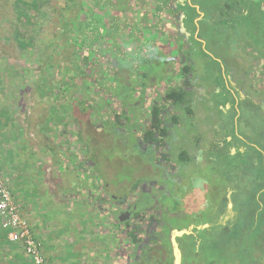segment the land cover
I'll list each match as a JSON object with an SVG mask.
<instances>
[{
    "label": "rangeland",
    "instance_id": "374dc122",
    "mask_svg": "<svg viewBox=\"0 0 264 264\" xmlns=\"http://www.w3.org/2000/svg\"><path fill=\"white\" fill-rule=\"evenodd\" d=\"M21 1L26 6L21 7ZM243 1L239 0L238 4ZM126 2L20 0L17 3V0H0V171L3 174L2 182L9 188L15 203L20 205L25 202V192L18 189L28 184L30 192L34 194L31 206L36 213H40L41 200L46 199L43 197L42 185L64 181V168L72 171L75 166L86 173L81 183L87 181L89 184H98L99 180L102 181V185L97 187L100 201L103 200L106 173L110 177L108 182L114 187L112 191L106 192L108 196L112 194V200L120 195L130 199L135 194V186L145 181L141 178L132 183L133 174L139 172L135 176H142L145 173L146 154L139 153L132 145L128 133L131 128L126 127V119L116 117L122 115L123 109L126 112L129 97L133 100L136 97V102L141 100V104L144 103L142 117L149 114L154 104L160 106L165 92L163 75H166V69L158 57L161 55L167 66L176 53L170 46L168 34L171 29L167 13L153 6L152 1L145 3L148 7L144 8L139 6V2L126 8L123 5ZM21 9L24 13H19ZM7 13L15 17L9 18ZM220 19L214 23L225 27ZM239 26L236 31H241ZM252 26L257 35L260 31L264 32L262 23ZM247 33L249 43L246 47L248 51L251 48L254 52L255 35ZM207 36L218 44L221 52L213 50L217 58L227 62L229 56L219 40L221 34L210 31ZM151 40L156 41L154 45L157 46L153 57L149 44ZM159 44L163 45L162 49ZM112 47L119 54L118 63L108 57ZM204 52L209 60L215 61L212 67L220 70L217 59L211 57L208 51ZM211 77L204 78V83L211 84ZM149 87L153 88L152 91ZM120 102L122 107L118 106ZM243 113L245 116L242 120L249 119L243 120L242 127L239 126L245 145L243 154L250 152L246 147L249 146L261 153L263 158L264 118L254 112ZM131 116L135 114L131 113ZM207 118L210 116L207 115ZM122 124H127L123 128V135L112 130L121 128ZM139 128L137 126V130ZM248 157L252 159L250 153ZM222 161L223 167L225 163ZM241 161L235 160L239 163L236 164L238 169L235 174L238 187L232 205L240 210L243 206L255 208L256 197L253 202L252 198L247 197L246 191L257 189L258 184L253 180V168L243 170ZM90 163H97L96 176L90 173ZM102 165L106 173L101 171ZM222 170L220 175L214 173L217 183L214 181L209 185L214 188L210 190L212 195L216 192V205L222 193L221 187L226 186L224 177L227 179V174H222ZM87 172L90 174L87 175ZM77 175L73 176L76 180L79 179V173ZM125 176L131 180H123L127 178ZM245 177L244 182L242 179ZM15 186H19L17 190ZM64 198L71 199V196L66 194ZM129 223L126 230L130 232L131 238L128 264H134L132 252L136 246L135 239L142 244L144 234L143 230H137L136 225L143 228V222L135 220ZM174 224L183 225L179 221ZM137 232L140 234L137 235ZM93 239L94 247L90 249H97L96 240L99 238ZM79 253L82 255V264L98 263L94 260L95 255H98L96 252L82 250Z\"/></svg>",
    "mask_w": 264,
    "mask_h": 264
},
{
    "label": "crops",
    "instance_id": "0c3cea01",
    "mask_svg": "<svg viewBox=\"0 0 264 264\" xmlns=\"http://www.w3.org/2000/svg\"><path fill=\"white\" fill-rule=\"evenodd\" d=\"M150 1H152L153 6L160 8L162 13H167V19L170 21L169 28L171 29L170 31L168 30V36H170L172 44L170 46L173 52L176 53L175 56L172 55L173 57L169 60L167 66L166 60L162 59L161 55L158 57L161 64H163V68L166 69V75H163V77L165 76L163 88L167 90L168 88L181 87L186 93L187 100V107L179 108L170 105L165 109L160 104L161 128L165 130V134L161 136L168 147L164 151L168 154L166 158L179 169L180 182H183L188 191L194 190L195 192L199 189H204L210 183L211 179L208 172L211 164L216 169V174L221 171L220 169L226 172V163L223 164V167L221 165L222 160L226 161L224 149L226 151L229 149L230 153L228 156L238 152L240 156H244L242 158H250L248 157L249 154H243L244 149L241 146V143L244 142L243 136L239 132V126L242 127L243 120H249L247 116L246 119L242 120L243 112H254L258 113V115L264 114V104H260V101H264V96H261L262 92L254 89L257 87V80L259 82L261 79H258V73L255 70L256 65L254 63L256 62L252 59L246 60L247 65L244 66L243 71L240 70L233 74L234 72L231 70V74H229V67H231L230 56L235 53L232 52V49L227 50L229 55L228 62L220 61L221 59L217 58L213 52L214 49L221 52L218 44L209 39L207 35L210 31L221 34L219 40L223 48L227 49L228 47L237 46L240 51L239 55L242 58L237 62L231 60V65H235L238 62L241 64L243 56L249 52L246 47L249 43L248 38H246L247 32L253 33L256 37L257 33L255 30L253 31L252 24L257 26V24L262 23L264 25V0H244L240 4H238L239 0H168L169 7L167 9L162 8L160 0H129L123 5L129 8V6H134V2H139V6L144 8L145 6L148 7L145 3ZM19 2L20 0H17V3ZM20 5L22 7L26 4L21 1ZM193 13L197 15V18L191 22L190 16ZM219 19L222 24L226 25L225 27L214 23ZM255 20L257 21L256 23ZM180 22L186 34L176 33ZM238 26L241 30L239 31L241 35L236 42L237 44L234 42L232 46L233 42L230 39L232 32L229 31L238 29ZM201 32L203 36H201ZM161 33L162 31L159 34ZM158 40L161 41L162 39ZM191 40H193L196 49L198 46L202 47L201 50L203 49L202 51L205 55L203 59L206 57L204 51H208L207 53L211 57L217 59V62H221L220 76L211 77V80L213 79L211 84L204 83V78L207 77L204 70L208 71L209 69L203 68L200 64L196 68L197 72L192 71L190 76L187 74L182 77L180 73L183 67L189 66L190 57L187 54V50ZM155 42L154 40L149 42L153 53L151 57L156 53L157 46L154 45ZM159 46L162 49L163 45L159 44ZM206 48L208 49L206 50ZM198 51L199 49H197ZM149 52L151 53V51ZM108 53L111 61H118L119 54L116 49L112 47ZM169 53L171 54V52ZM198 55L199 58H202L200 54H197V58ZM209 66L211 67L210 64ZM211 71H215L214 68ZM119 73H122V71H119ZM123 75L127 74L123 73ZM242 76L247 81L246 83H243V80V84L241 83ZM152 89V87H149L150 91ZM134 98L135 101L129 97L127 110L125 112V109H123L122 111L124 112L122 114L129 120L126 127L129 126L131 130L128 133L136 138L134 142H140V150L146 154L144 159L146 160L150 158V155H155V144L159 136L158 134L154 135L153 140L145 137L144 133H146L149 125L148 115L150 116L151 111L149 114L147 113L148 115L144 114L142 117L143 110L141 108H143L144 103L141 104V100L136 102V97ZM121 104L120 102L118 106L122 107ZM132 109H136L131 112L135 116H131V113H129ZM207 115L210 116L209 119ZM141 121L143 122L141 123ZM137 126L140 127L139 130H137ZM126 127L112 128V130L117 134L123 135V128ZM244 139L247 143H250L247 138ZM238 159L242 160L241 158ZM94 163H90L91 174L96 173L95 165L97 163ZM236 164L239 165V163L234 162L235 174L236 169H238ZM240 165L242 167V162H240ZM72 169L71 171L64 168L66 176L64 181L56 184L47 182L42 185L41 190L45 194L43 197L46 199L41 200L42 197H39L42 204L40 213H36L33 205L31 206V202H33L31 197L34 194L30 192V186L25 184L26 186H22V189H18L19 186H15V190L18 189L25 192V199L23 200L25 202L20 205L14 202L19 216L28 224L33 236L42 244L43 255L49 264H82V255L79 253L82 250L85 252L89 250L91 253L96 252L98 255H93H95L94 260L96 263L98 262L97 264H128L130 256L128 253H130L131 249L129 239L131 241V238L130 232L126 230L130 223L128 221H116L113 224L114 220H116L114 217L115 213L110 208V204L107 203L108 194L106 193L108 190L112 191L114 189L108 182V178L110 179L109 174L103 171L102 165L101 171L106 173V183L108 185L104 187V191H102L103 200L100 201L97 196V187L100 184L102 185V181L99 180L98 184L97 182L89 184L87 181L81 183V179L85 178L86 173L81 171L80 167L76 168L75 166ZM77 173H79L78 181L73 177L74 175L78 177ZM90 173L87 172V175ZM70 176L72 178L67 180ZM254 179L256 180V177ZM73 180L75 181L73 182ZM94 180L96 181L97 178ZM180 184H177V191L181 188ZM65 188H68V190H65ZM230 188L227 187V190ZM177 191L175 190L176 193L174 195L179 197L177 201L181 211L185 210L186 214L192 213L190 210L193 209L194 197L188 195L187 198L189 199L186 201L187 198ZM66 194L71 196V199L64 198ZM104 208L108 209V211H103ZM77 214H80V216ZM199 220L203 222L205 219L201 217ZM199 220L190 214L181 223L183 224L181 227L174 225L173 228L176 229L177 227V230L188 227L194 228L195 223ZM62 225H65L66 228H63ZM69 226L70 228H68ZM5 234V232L0 231V257L2 258L0 264H30L26 260L21 246L10 243L6 239ZM137 235H139V232H137ZM95 237L99 238L96 240L98 242L97 249H90L94 247L93 240L95 241V239L93 238Z\"/></svg>",
    "mask_w": 264,
    "mask_h": 264
},
{
    "label": "trees",
    "instance_id": "16d2710c",
    "mask_svg": "<svg viewBox=\"0 0 264 264\" xmlns=\"http://www.w3.org/2000/svg\"><path fill=\"white\" fill-rule=\"evenodd\" d=\"M129 1V0H127ZM132 1V0H131ZM162 8L169 7L168 0H160ZM26 6V5H25ZM22 10V9H21ZM194 11V10H193ZM19 13H24L23 10ZM17 15V14H16ZM9 18H14L10 13H7ZM197 18L195 13L190 16L192 22ZM7 20V18L5 19ZM170 37V36H169ZM169 39V38H168ZM198 46V54L202 57L205 56L201 47ZM121 65V64H119ZM189 67H183L180 71L182 77H185L189 73ZM161 107L165 108L172 106L185 107L187 106L186 93L181 88H168L165 90L161 98ZM83 109H81L82 111ZM161 108L158 103L152 106L149 118V125L147 127L145 137L153 140L154 135H164L165 130L161 128L162 119L160 118ZM128 118L123 114L117 116V119ZM122 120V119H121ZM127 124L120 125L125 127ZM241 146H245L241 143ZM250 149L251 158H242L241 155L236 152L232 156H228L230 151L224 149L226 163L227 179L233 181L235 178L234 162L236 159H242L243 170L247 168H253L254 175L256 177L257 189L252 191H246L247 197L254 199L256 197V207L249 208L244 207L242 210L235 208L232 205L231 209L227 208L228 202L233 201L235 192L237 190L232 189L230 199L224 197L223 200L215 207L217 213L212 218H206L203 222H196L192 230L193 234L184 235L177 238L179 247L182 252L181 264H264V163L261 153ZM248 153V154H249ZM255 153V158L253 154ZM258 155V156H257ZM227 156V158H226ZM247 177L248 175L245 174ZM246 177L243 181H246ZM253 176V180L255 178ZM245 196V191L242 192V197ZM234 204V203H233ZM244 204H247L246 202ZM204 224L208 227L196 229ZM176 229H178L176 227ZM168 233L165 235L160 252H155L151 246L144 248V251L140 248V241L135 239L136 246L132 252L134 254V264H172V256L170 251V245L168 242ZM134 239V238H133Z\"/></svg>",
    "mask_w": 264,
    "mask_h": 264
},
{
    "label": "flooded vegetation",
    "instance_id": "af4514ba",
    "mask_svg": "<svg viewBox=\"0 0 264 264\" xmlns=\"http://www.w3.org/2000/svg\"><path fill=\"white\" fill-rule=\"evenodd\" d=\"M262 29H264V27ZM229 32H232L230 39H231V42H233L232 43V46H233L234 42L236 43L238 38L240 37V35H238L239 31L234 30V31H229ZM263 33H264L263 31H260L258 35L255 37L256 45L254 46V49H253L254 52H252L250 48L248 54H245L243 56L244 61L242 60L241 64L238 62L235 65L233 64L231 65V60H234L237 62L242 58V56L239 55L240 53L239 48H237V46L236 47L233 46V48L231 47L227 48V50L232 49V52L235 53L230 56V66L231 67H229L230 68L229 74H231V70L232 72H234L233 74H235V72L244 69V66L247 65L246 60L252 59L256 62L254 63L256 65L255 70L258 73V79L259 78L261 79L259 81L260 83L257 80L256 82L257 87H255L254 89H256L257 91L259 90L258 92H262L261 96H264V36H263ZM189 45L190 46L188 47V50H187V54H189L188 56L190 57L189 66H188L190 70H189L188 75L190 76L192 71L197 72L196 68H198V64H200L203 68L209 69L208 70L209 72L204 70L205 75L207 76L209 75L212 77L213 76L215 77L217 75L220 76L221 64L219 67L220 70L214 69L215 71L212 72L211 71L213 69L212 65L215 63V61L213 62V60H209L207 55L206 57H204V59L203 57L199 58V55L197 58L198 48L196 49V46H194L193 40L189 42ZM206 60H208L207 64H206ZM209 64L211 65V67L209 66ZM242 80H243V83L247 82L243 76L241 77V83H242ZM260 104H264V101L263 102L260 101ZM259 116L261 118H264V114H260ZM158 136L159 137H158L157 143L155 144L156 145L155 155L153 156L150 155L149 156L150 158H147L145 160L146 163L144 164L145 165L144 175L135 176L136 174H139V172H137L136 174H133L132 176V183L133 181L137 182L141 178L145 179L144 182L142 181L141 183L135 186V189H136L135 194L130 199H127L125 198V196L123 197L120 195L119 197H114L113 200L111 198L112 197V194H111L108 196L109 198L107 200V203L110 204V208L113 209V213H115L114 217L116 218V221H118L120 217L125 218L123 214L125 212H128L130 215V218L125 221L131 222L135 220H140L143 222L142 223L143 228L136 225L138 231L143 230L144 232L143 238H142V244L139 245L142 251H144L145 247L151 246L155 252H160L164 237L165 235H167V232H169L170 229H174L173 226L175 225L174 224L175 221H179L183 223L186 217H188V215L190 214L192 217L196 218L197 220H199V218L201 217L203 219L204 217L205 219L208 217L209 218L214 217L217 213L215 207L223 200L224 197H227L228 199H230L232 189L234 188L235 190H237V187H238L237 185L238 177H236V175L233 181H229L228 179H226V177H224L226 181L224 184H226V186L221 187L222 193L219 194V197L217 198L218 204L216 205L214 203V199L216 198L215 196L216 192L214 191V195H212V192L210 190L214 188L209 187V185H212L214 181L216 184L218 180H217V176L215 175L217 173V172L215 173L216 169L211 164V167H209V172H208L209 173L208 175H210V179H211L210 183L207 184L206 187H204V189H199L195 192L194 190L188 191L186 189V186L183 184V182H180L181 178L179 176V169L176 167V165L173 162H170L166 158L168 154L164 150H167L168 147L163 142L162 140L163 137L160 134H158ZM130 139L133 141L132 145L134 146L135 150L139 151L140 153L141 152L140 142H136V141L134 142L136 138L132 137V135H130ZM220 173L221 172L219 171L218 175H220ZM222 174H225V172L222 171ZM125 177L127 178L123 180H129V181L131 180L129 176H125ZM177 184H180V187H181L180 190L178 191H177ZM107 185L108 184L106 183L104 187H107ZM227 187H231V188L227 190ZM175 190L182 196H185V198H187L188 195L194 197L193 199H195V201L193 202V205H192L193 209L191 208L192 210H190L192 213L186 214L185 210L181 211L180 209L181 207L179 206L178 204L179 202L177 201L179 200V197L174 195V193H176ZM149 194L150 196H148ZM145 199H146V203L144 204ZM188 199L189 198H187L186 201ZM104 210L108 211V209H105V208L103 209V211ZM133 216H135V218H133Z\"/></svg>",
    "mask_w": 264,
    "mask_h": 264
},
{
    "label": "built area",
    "instance_id": "2783aa9c",
    "mask_svg": "<svg viewBox=\"0 0 264 264\" xmlns=\"http://www.w3.org/2000/svg\"><path fill=\"white\" fill-rule=\"evenodd\" d=\"M0 171V231L6 239L21 246L30 264H49L42 252V244L33 236L28 224L19 216L9 188L5 185Z\"/></svg>",
    "mask_w": 264,
    "mask_h": 264
},
{
    "label": "water",
    "instance_id": "95a60500",
    "mask_svg": "<svg viewBox=\"0 0 264 264\" xmlns=\"http://www.w3.org/2000/svg\"><path fill=\"white\" fill-rule=\"evenodd\" d=\"M178 33L186 34L181 22L179 23ZM231 206H232L231 203L227 204L228 208H231ZM123 215L125 216V218H121V217L119 218V220L121 222H123L125 220H128L130 218V215H129L128 212H125ZM206 227H208V225L204 224V225H202L200 227L199 226L196 227V229H201V228H206ZM192 230H193V227H188V228L181 229V230H177L175 228L174 229H170V231L168 233V242H169V245H170V251H171V256H172V264H181V260H182V252H181V249L179 247V243L177 242V238H180V237H182L184 235L193 234Z\"/></svg>",
    "mask_w": 264,
    "mask_h": 264
}]
</instances>
